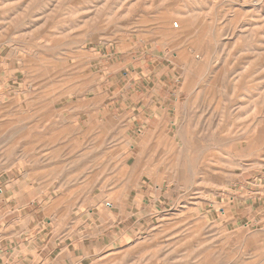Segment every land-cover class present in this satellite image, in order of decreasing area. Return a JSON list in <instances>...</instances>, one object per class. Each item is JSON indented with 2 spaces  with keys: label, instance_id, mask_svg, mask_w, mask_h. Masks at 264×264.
<instances>
[{
  "label": "rangeland",
  "instance_id": "rangeland-1",
  "mask_svg": "<svg viewBox=\"0 0 264 264\" xmlns=\"http://www.w3.org/2000/svg\"><path fill=\"white\" fill-rule=\"evenodd\" d=\"M20 187L128 264H264V0H0Z\"/></svg>",
  "mask_w": 264,
  "mask_h": 264
},
{
  "label": "crops",
  "instance_id": "crops-1",
  "mask_svg": "<svg viewBox=\"0 0 264 264\" xmlns=\"http://www.w3.org/2000/svg\"><path fill=\"white\" fill-rule=\"evenodd\" d=\"M48 200L45 192L26 187L14 193L0 189V264H128L127 258L120 261L118 238L72 233L67 219L64 223L49 221L45 212L51 203ZM64 208L51 216H58ZM13 214L16 217L10 222L2 223ZM108 219L102 217L101 226H111ZM74 226L86 225L78 222Z\"/></svg>",
  "mask_w": 264,
  "mask_h": 264
}]
</instances>
